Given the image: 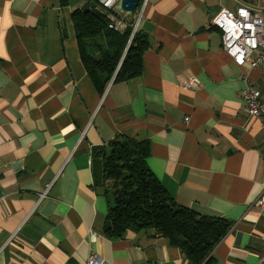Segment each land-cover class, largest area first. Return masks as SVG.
<instances>
[{"label":"crops","instance_id":"1","mask_svg":"<svg viewBox=\"0 0 264 264\" xmlns=\"http://www.w3.org/2000/svg\"><path fill=\"white\" fill-rule=\"evenodd\" d=\"M94 1L0 0V264H194L152 229L104 236L93 152L117 136L148 143L146 165L177 205L231 222L212 264H264V121L244 112L240 80L264 102V68L236 66L211 25L264 0H146L123 15L146 43L141 73L102 93L72 21Z\"/></svg>","mask_w":264,"mask_h":264},{"label":"trees","instance_id":"2","mask_svg":"<svg viewBox=\"0 0 264 264\" xmlns=\"http://www.w3.org/2000/svg\"><path fill=\"white\" fill-rule=\"evenodd\" d=\"M130 17V16H129ZM111 18L121 19L118 30L109 28ZM100 8L74 11L72 21L82 65L95 89L139 77L146 49L132 21ZM147 142L117 136L105 148L94 150L97 184L104 188L109 209L103 234L122 238L126 231L152 229L177 247L194 264H212V252L231 228L222 218H206L181 207L170 198L149 171Z\"/></svg>","mask_w":264,"mask_h":264},{"label":"built area","instance_id":"3","mask_svg":"<svg viewBox=\"0 0 264 264\" xmlns=\"http://www.w3.org/2000/svg\"><path fill=\"white\" fill-rule=\"evenodd\" d=\"M119 1L96 0V3L102 9L116 12ZM145 4L146 0H140L136 10L142 11ZM121 25V19L111 18L109 28L118 30ZM211 25L220 31L222 50L236 66L243 67L248 64L251 69L264 68V6L259 11L246 7H239L234 12L222 9L214 14ZM240 80L243 83L241 99L244 112L248 118H261L264 121V102L260 92L252 86L247 76H242ZM194 84L195 81L191 79L186 87L189 88ZM44 197L45 193L40 195V199ZM254 206L264 210V190ZM89 238L92 243L96 240L92 232L89 233ZM87 264L103 263L95 254H92Z\"/></svg>","mask_w":264,"mask_h":264},{"label":"water","instance_id":"4","mask_svg":"<svg viewBox=\"0 0 264 264\" xmlns=\"http://www.w3.org/2000/svg\"><path fill=\"white\" fill-rule=\"evenodd\" d=\"M140 0H120L116 12L120 15L131 16L137 9Z\"/></svg>","mask_w":264,"mask_h":264}]
</instances>
